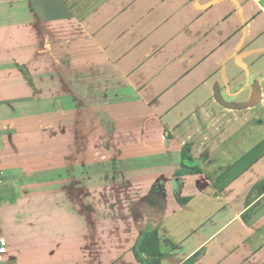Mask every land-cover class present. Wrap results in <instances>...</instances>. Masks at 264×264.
Here are the masks:
<instances>
[{"label": "crops", "instance_id": "0c3cea01", "mask_svg": "<svg viewBox=\"0 0 264 264\" xmlns=\"http://www.w3.org/2000/svg\"><path fill=\"white\" fill-rule=\"evenodd\" d=\"M9 171L51 202L39 264H142L146 228L161 264H264V0H0Z\"/></svg>", "mask_w": 264, "mask_h": 264}, {"label": "rangeland", "instance_id": "374dc122", "mask_svg": "<svg viewBox=\"0 0 264 264\" xmlns=\"http://www.w3.org/2000/svg\"><path fill=\"white\" fill-rule=\"evenodd\" d=\"M9 173L10 171L0 175V206H3V211L2 208L0 211V235L4 229L12 228L16 239L10 242L9 254L5 257L6 264H39L35 262L34 254H50L51 246L55 245H51L47 240L50 237L55 239L59 228L53 223L49 226V211H38V208L49 206L51 202L47 199L35 200L33 193L25 195L21 192L20 188L27 186L26 182H32L31 179H22L23 176L29 175L18 173V176L17 172ZM42 261L43 264L48 263L45 255Z\"/></svg>", "mask_w": 264, "mask_h": 264}, {"label": "trees", "instance_id": "16d2710c", "mask_svg": "<svg viewBox=\"0 0 264 264\" xmlns=\"http://www.w3.org/2000/svg\"><path fill=\"white\" fill-rule=\"evenodd\" d=\"M182 168L190 173H201L200 165L195 161L187 150L182 152ZM186 201L185 198L181 199ZM159 230L157 228H146L140 231L137 242L132 250L142 264H161L163 253L159 248Z\"/></svg>", "mask_w": 264, "mask_h": 264}, {"label": "built area", "instance_id": "2783aa9c", "mask_svg": "<svg viewBox=\"0 0 264 264\" xmlns=\"http://www.w3.org/2000/svg\"><path fill=\"white\" fill-rule=\"evenodd\" d=\"M8 251V239L4 236H0V264H6L5 256L7 255Z\"/></svg>", "mask_w": 264, "mask_h": 264}]
</instances>
